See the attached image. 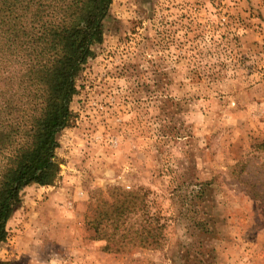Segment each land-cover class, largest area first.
Here are the masks:
<instances>
[{"label":"rangeland","instance_id":"rangeland-1","mask_svg":"<svg viewBox=\"0 0 264 264\" xmlns=\"http://www.w3.org/2000/svg\"><path fill=\"white\" fill-rule=\"evenodd\" d=\"M93 49L59 176L23 190L0 264H264V0H112ZM118 192L143 204L107 250ZM150 221L158 246L128 242Z\"/></svg>","mask_w":264,"mask_h":264},{"label":"trees","instance_id":"trees-1","mask_svg":"<svg viewBox=\"0 0 264 264\" xmlns=\"http://www.w3.org/2000/svg\"><path fill=\"white\" fill-rule=\"evenodd\" d=\"M111 4L0 0V244L23 190L51 185L59 176L58 135L75 117L76 82L94 56V45L104 39ZM117 197L119 202L98 212L97 235L106 240L107 250H122L124 244L115 234L127 224H114L117 217L143 204L138 192H118ZM152 228L150 221L142 226L144 238L128 242L158 246L159 232Z\"/></svg>","mask_w":264,"mask_h":264},{"label":"crops","instance_id":"crops-1","mask_svg":"<svg viewBox=\"0 0 264 264\" xmlns=\"http://www.w3.org/2000/svg\"><path fill=\"white\" fill-rule=\"evenodd\" d=\"M31 186H36V185H31ZM46 187H47V186H38V189H40V190H41L42 188L47 189ZM27 188H30V187H27Z\"/></svg>","mask_w":264,"mask_h":264}]
</instances>
